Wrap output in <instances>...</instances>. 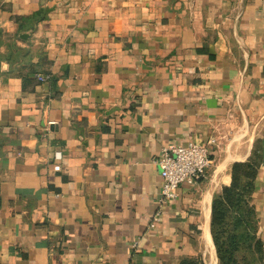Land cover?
Wrapping results in <instances>:
<instances>
[{
  "label": "crops",
  "instance_id": "0c3cea01",
  "mask_svg": "<svg viewBox=\"0 0 264 264\" xmlns=\"http://www.w3.org/2000/svg\"><path fill=\"white\" fill-rule=\"evenodd\" d=\"M188 141L213 162L159 205ZM255 148L264 264V0H0V264H221L212 198Z\"/></svg>",
  "mask_w": 264,
  "mask_h": 264
},
{
  "label": "trees",
  "instance_id": "16d2710c",
  "mask_svg": "<svg viewBox=\"0 0 264 264\" xmlns=\"http://www.w3.org/2000/svg\"><path fill=\"white\" fill-rule=\"evenodd\" d=\"M260 155L253 149L245 161L230 167V181L213 195L210 229L221 264H257L261 242L256 237L255 213L249 202ZM186 264H200L198 260Z\"/></svg>",
  "mask_w": 264,
  "mask_h": 264
},
{
  "label": "built area",
  "instance_id": "2783aa9c",
  "mask_svg": "<svg viewBox=\"0 0 264 264\" xmlns=\"http://www.w3.org/2000/svg\"><path fill=\"white\" fill-rule=\"evenodd\" d=\"M38 79L46 80L49 75L38 74ZM57 156H60L57 153ZM213 159L207 145L195 141L185 144H165L156 163L162 177L159 205L175 199L177 187L186 180L201 178L211 166ZM159 211L155 215L158 218Z\"/></svg>",
  "mask_w": 264,
  "mask_h": 264
},
{
  "label": "bare ground",
  "instance_id": "6f19581e",
  "mask_svg": "<svg viewBox=\"0 0 264 264\" xmlns=\"http://www.w3.org/2000/svg\"><path fill=\"white\" fill-rule=\"evenodd\" d=\"M213 255V254H212ZM214 256V255H213ZM215 259V258H214Z\"/></svg>",
  "mask_w": 264,
  "mask_h": 264
}]
</instances>
